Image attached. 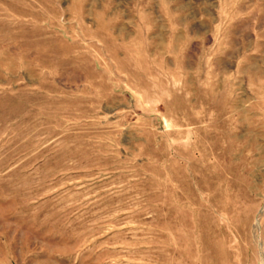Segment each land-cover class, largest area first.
Returning a JSON list of instances; mask_svg holds the SVG:
<instances>
[{"label": "rangeland", "instance_id": "374dc122", "mask_svg": "<svg viewBox=\"0 0 264 264\" xmlns=\"http://www.w3.org/2000/svg\"><path fill=\"white\" fill-rule=\"evenodd\" d=\"M0 264H264V0H0Z\"/></svg>", "mask_w": 264, "mask_h": 264}]
</instances>
